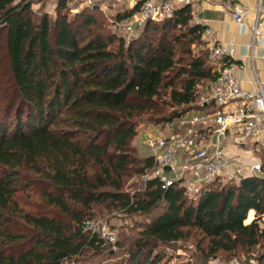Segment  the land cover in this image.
Listing matches in <instances>:
<instances>
[{
	"label": "trees",
	"instance_id": "obj_1",
	"mask_svg": "<svg viewBox=\"0 0 264 264\" xmlns=\"http://www.w3.org/2000/svg\"><path fill=\"white\" fill-rule=\"evenodd\" d=\"M69 1L59 0L54 21L35 14L28 0H0V37L14 86L0 114V264L113 257L110 244L84 223L114 211L146 217L115 242L125 254L115 264H162L161 247L193 231L201 238L192 261L177 264H209L221 252L257 253L255 261L264 264V163L259 175L215 180L191 197L181 187L143 181L155 164L133 145L142 123L165 127L206 109L201 92L227 63H213L208 46L193 52L207 27L193 23L184 5L127 42L107 30L98 8L70 19Z\"/></svg>",
	"mask_w": 264,
	"mask_h": 264
},
{
	"label": "built area",
	"instance_id": "obj_2",
	"mask_svg": "<svg viewBox=\"0 0 264 264\" xmlns=\"http://www.w3.org/2000/svg\"><path fill=\"white\" fill-rule=\"evenodd\" d=\"M76 1L86 8H98L101 11L108 7L107 0ZM123 1L126 8L132 9L140 0ZM256 1L258 5L252 33L254 40L259 41V26L264 24V0ZM196 3L197 0H143L126 18H114V32L127 42L132 41L139 36L147 22L171 19L176 8L184 5L191 6L193 22L200 24L196 17ZM230 11L239 25L246 26L245 7L236 3ZM203 38L208 44L212 60L219 62L234 55L232 45L216 42L212 29L206 28ZM199 104L205 105L206 109L193 110L165 127L153 126L144 142L151 151L149 156L155 165L143 177V181L155 179L162 189L178 186L188 196L196 197L218 177L240 179L261 173L258 160L244 163L239 156L230 155L226 148L235 146L245 150L249 143L259 138L264 125V80H258L255 89L245 90L232 68L224 66L208 93L200 95ZM84 230L98 235L105 244L116 240L115 232L101 220L86 221ZM251 262L254 263V260ZM231 264L240 262L233 260Z\"/></svg>",
	"mask_w": 264,
	"mask_h": 264
},
{
	"label": "rangeland",
	"instance_id": "obj_3",
	"mask_svg": "<svg viewBox=\"0 0 264 264\" xmlns=\"http://www.w3.org/2000/svg\"><path fill=\"white\" fill-rule=\"evenodd\" d=\"M212 3H216L219 0H210ZM30 2L31 10L37 14L42 15L44 13H48L52 20L57 19L58 15V3L59 0H28ZM107 9L101 11L102 16L106 19L107 22V30L114 32L113 27V20L118 14L119 11H122L126 8V3L122 0H107ZM69 10L66 12L68 13V17L70 19L75 18L80 12L85 8L76 0H70L68 3ZM78 11H73V10ZM194 23V22H193ZM204 40V39H203ZM208 46L206 40L204 43L194 44L192 45L193 52L197 55L200 53L201 50H204ZM210 60L215 63V60ZM208 89L202 90L201 94L208 93ZM14 95V86L10 78L9 66L7 62V58L3 49V40L0 37V114L2 115L5 108L4 107L11 96ZM15 106L13 107L12 111H9V121L8 124L12 125L15 122ZM153 126L147 123H142L138 126V133L134 138L133 145L137 146L140 153L144 156H149L151 151L149 147L145 144L144 139L147 135L152 131ZM174 128V126H171ZM251 149V153L249 155H245L242 153H238L241 156V160L244 163H252L256 159L259 161L260 164L264 163V147L263 145L253 143L250 144L248 150ZM216 180H220L222 184H230L231 182H237L240 179L236 177L229 178L228 176L218 177ZM37 191H41V187L36 189ZM25 198V197H24ZM36 201V200H34ZM33 201V202H34ZM250 212L248 214V220L254 218H250ZM95 220H101L104 222L110 230L115 232L116 240H122V236L124 233L131 234V229L133 228L135 231L138 230L139 225L146 221L145 216H135L133 218L126 217L124 214L114 211L108 214H97ZM247 222H250L248 221ZM201 236H199L195 231L192 232L191 236L188 237L186 240H182L176 244L171 246H162V250L166 252L167 259H164L162 264H177V263H187L192 261V256L196 252L197 243L200 240ZM114 243L109 245V248L115 251V255L112 257L109 254H103L102 256H87L85 261H81L79 264H115L116 262L121 261L122 257L125 256L121 251L118 250L117 246H114ZM256 254L252 255H240L237 257H227L226 253H219L217 258L211 259L209 264H231L233 260H237L240 264H257L255 261ZM228 258V259H227ZM254 260V263L251 262Z\"/></svg>",
	"mask_w": 264,
	"mask_h": 264
},
{
	"label": "crops",
	"instance_id": "obj_4",
	"mask_svg": "<svg viewBox=\"0 0 264 264\" xmlns=\"http://www.w3.org/2000/svg\"><path fill=\"white\" fill-rule=\"evenodd\" d=\"M239 3L246 8V26L239 25L233 18L230 8ZM256 0H197L196 17L200 24L212 29L217 43L230 44L234 47V55L227 59L224 66L232 68L234 75L241 80L245 90H253L257 87V81L264 80V24L259 26L260 40L255 41L252 26L255 23ZM222 66V67H224ZM221 67V68H222ZM220 68V70H221ZM257 143L264 147V125L259 138L249 143L245 148L227 146V152L232 156H241L238 153L249 155L250 144ZM250 212H255L252 210ZM248 223V222H246Z\"/></svg>",
	"mask_w": 264,
	"mask_h": 264
},
{
	"label": "bare ground",
	"instance_id": "obj_5",
	"mask_svg": "<svg viewBox=\"0 0 264 264\" xmlns=\"http://www.w3.org/2000/svg\"><path fill=\"white\" fill-rule=\"evenodd\" d=\"M249 216H250V218H252L253 217V212H251Z\"/></svg>",
	"mask_w": 264,
	"mask_h": 264
}]
</instances>
